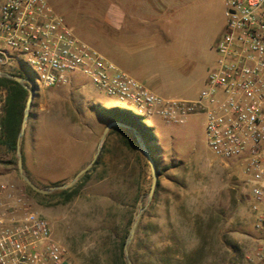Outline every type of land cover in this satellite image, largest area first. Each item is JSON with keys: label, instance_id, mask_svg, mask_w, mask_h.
<instances>
[{"label": "rangeland", "instance_id": "rangeland-1", "mask_svg": "<svg viewBox=\"0 0 264 264\" xmlns=\"http://www.w3.org/2000/svg\"><path fill=\"white\" fill-rule=\"evenodd\" d=\"M45 1L79 40L115 62L117 34L106 17L121 8L123 0ZM172 1L177 21L167 29L171 39L184 38L187 58L155 93L165 99L193 100L214 68L225 7L222 0ZM164 20L156 19V31L166 30ZM1 68L34 79L21 58ZM35 92L20 139L24 172L34 184L45 189L69 183L93 160L99 146L101 151L78 192L67 199L58 195L61 190L46 195L31 190L19 174L17 150L0 143V182L21 188L31 209L47 219L54 238L67 247L73 264H88L93 252L98 255L94 264H116L114 234L133 222L141 207L145 210L132 250L143 264H152L150 254L156 250L167 256L169 264L178 260L247 264L246 255L258 236L249 208L252 196L241 168L211 152L203 114L178 125L143 117L130 102L107 97L82 76H76L72 85H37ZM4 97L0 88V105ZM113 108L138 118L155 137L150 143L159 149L155 156L159 184L150 203L152 177L142 151L131 140L127 144L121 133L107 134L100 144L109 124L104 111ZM137 152L145 158L139 161ZM102 153L101 163L92 171Z\"/></svg>", "mask_w": 264, "mask_h": 264}, {"label": "built area", "instance_id": "built-area-1", "mask_svg": "<svg viewBox=\"0 0 264 264\" xmlns=\"http://www.w3.org/2000/svg\"><path fill=\"white\" fill-rule=\"evenodd\" d=\"M222 1L226 31L206 85L193 100L165 99L147 89L79 40L45 0H0V70L23 59L34 75L33 81L25 80L35 88L72 85L82 76L96 91L169 125L203 114L211 152L241 168L252 196L249 208L258 236L247 264H264V0ZM0 264H73L47 219L9 181L0 182Z\"/></svg>", "mask_w": 264, "mask_h": 264}, {"label": "crops", "instance_id": "crops-1", "mask_svg": "<svg viewBox=\"0 0 264 264\" xmlns=\"http://www.w3.org/2000/svg\"><path fill=\"white\" fill-rule=\"evenodd\" d=\"M172 2V0H123L122 7L115 12H108L106 17L107 24L117 34L115 62L111 58H106L119 70L153 92L161 90L169 82L171 70L182 67L184 59L187 58L188 50L183 46L184 38L176 35L171 39L169 36L171 33L167 29L176 20ZM222 9L221 6V11ZM159 16L165 19L162 24L166 30L156 31V19ZM225 31L226 19L220 38ZM173 40L176 44L172 45ZM216 60L217 57L215 64ZM207 77L204 79V86Z\"/></svg>", "mask_w": 264, "mask_h": 264}, {"label": "trees", "instance_id": "trees-1", "mask_svg": "<svg viewBox=\"0 0 264 264\" xmlns=\"http://www.w3.org/2000/svg\"><path fill=\"white\" fill-rule=\"evenodd\" d=\"M15 76L23 78L18 73H16ZM26 85L28 86V84ZM0 88H3L5 90V97L0 105L2 110V126H3V135L0 138V143L4 144L10 151H16L17 139L19 132L21 130L23 114H24V109L26 107L29 90L25 88L24 85L4 77H0ZM104 112H106V118L109 121V123L111 122L123 123L125 125L135 128L140 133L149 151L151 152L157 167L155 156L157 155L159 149L157 148L156 144H154V147H152L150 143V141L152 142L154 141L155 143V137H153V135L149 132V128L143 125L138 118H135L130 113H127L120 109L113 108V109L105 110ZM124 116L130 117L134 121L132 122L128 118H124ZM113 133H121L124 136V140L126 141L127 144L132 139L131 136L126 131H124L122 128L117 126L113 127L109 131L108 136H110ZM136 156L139 161L145 158L140 152H137ZM102 159H103V153L100 155L98 161L95 163V166L93 167L92 171H95L97 169V166L101 163ZM88 172H90V170H88ZM88 172L85 175H83L72 187L58 192V195L67 199L72 198L78 192V187L80 183L83 180H85L86 177L88 176ZM158 184L159 183L157 182V185ZM132 223H133L132 220H129L126 223L124 229L120 233L114 234V239H115L114 251H115L116 264H127L124 255V244L127 239L130 228L132 226ZM132 247L133 244L131 242L128 249H129L130 259L132 260L133 264H143V262H141V260H139L136 257L137 255L135 256L134 253L135 251L132 250ZM89 257L92 260H89L88 264H94L95 262L93 260H95L98 257V255L93 252L89 255ZM150 259L152 264H169L167 256L164 255V253H160L158 250L150 254ZM175 264H191V263H189V261L187 262L186 260L184 261L178 260L177 262H175ZM192 264H201V263L198 261H194Z\"/></svg>", "mask_w": 264, "mask_h": 264}, {"label": "water", "instance_id": "water-1", "mask_svg": "<svg viewBox=\"0 0 264 264\" xmlns=\"http://www.w3.org/2000/svg\"><path fill=\"white\" fill-rule=\"evenodd\" d=\"M0 77H4V78L14 80V81L24 85L25 88H27L29 90V94H28V98H27V102H26V107L24 109L21 130L19 132L18 139H17V156H18L17 166H18L19 174L22 177L23 181L25 182V184L28 187L31 188V190H33L34 192H36L38 194H42V195L50 194V193L57 191V190H64V189L72 187L92 167V165L94 164L96 158L98 157V155L101 151V146L98 147L97 152H96L93 160L85 168L80 170L69 183L62 184L60 186L49 187V188H45V189L38 187L36 184L33 183V181L24 172L22 154L20 151V139L24 135L25 124H26V121H27V118L29 115V109H30L32 101L36 95L35 86H34V84H28L25 79L20 78L18 76H15L13 74L7 73V72L0 71ZM26 84H28V86ZM116 126L122 128L124 131H126L131 136L132 143L142 151V153L146 156V158L149 162L152 182H151L150 190L148 193L147 203H150L152 200V197L154 195L155 189L157 187L158 172L156 169V164H155L154 158H153L151 152L149 151V149H148L145 141L143 140L142 136L140 135V133L135 128L130 127L128 125H125L123 123L111 122L105 127L103 134H102V137H101L100 144L102 145V143L105 140L109 131L113 127H116ZM144 210H145V207H141L139 209V212L136 215V218L134 219V221L132 223V226L130 228V231L128 233L127 239H126L125 244H124V255H125V260H126L127 264H133L132 260L130 259V254H129L128 248H129V245L131 244V242L135 236V232H136V228L138 225L139 218H140V216Z\"/></svg>", "mask_w": 264, "mask_h": 264}]
</instances>
